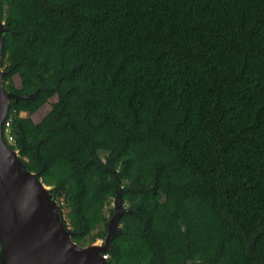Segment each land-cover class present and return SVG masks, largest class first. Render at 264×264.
<instances>
[{
  "label": "trees",
  "instance_id": "trees-1",
  "mask_svg": "<svg viewBox=\"0 0 264 264\" xmlns=\"http://www.w3.org/2000/svg\"><path fill=\"white\" fill-rule=\"evenodd\" d=\"M0 17L3 83L34 94L11 101L9 145L74 241L105 239L124 186L111 264H264V0H0Z\"/></svg>",
  "mask_w": 264,
  "mask_h": 264
},
{
  "label": "water",
  "instance_id": "water-1",
  "mask_svg": "<svg viewBox=\"0 0 264 264\" xmlns=\"http://www.w3.org/2000/svg\"><path fill=\"white\" fill-rule=\"evenodd\" d=\"M9 33L10 26L0 17V264H111L108 253L121 232V218L134 211L123 198L124 186L116 188L103 243L80 244L72 239L56 189L42 180L40 172L27 169L19 150L3 138L12 99L34 96L8 91L3 85V46Z\"/></svg>",
  "mask_w": 264,
  "mask_h": 264
},
{
  "label": "rangeland",
  "instance_id": "rangeland-1",
  "mask_svg": "<svg viewBox=\"0 0 264 264\" xmlns=\"http://www.w3.org/2000/svg\"><path fill=\"white\" fill-rule=\"evenodd\" d=\"M13 84L14 85H16V86H20V79H19V77L18 76H16L15 77V80H14V82H13ZM3 85H4V87H5V89L8 87H11L12 86V84H4L3 83ZM7 90V89H6ZM54 100H56V97L55 98H53L52 99V101H54ZM13 106H18V102H16ZM50 107H51V105L49 104V103H47L46 105H44V106H42L35 114H34V119L36 120V121H40L45 115H46V113L49 111V109H50ZM25 114V113H24ZM18 150V149H17ZM105 151H102V154L104 153ZM127 204V203H126ZM128 205V204H127ZM112 207H114V198H112L111 199V201H108L107 203H105L104 205H103V208H104V210L106 211V213L111 217V213H110V208H112ZM63 209V213H64V215H65V218H66V220L69 222V218H68V212H69V207H64V208H62ZM109 217V218H110ZM100 227H103V225H101ZM96 242H98V243H103V239H97V241ZM86 243H89V241L88 242H86Z\"/></svg>",
  "mask_w": 264,
  "mask_h": 264
},
{
  "label": "built area",
  "instance_id": "built-area-1",
  "mask_svg": "<svg viewBox=\"0 0 264 264\" xmlns=\"http://www.w3.org/2000/svg\"><path fill=\"white\" fill-rule=\"evenodd\" d=\"M19 111V114L24 115V111L21 109H18V107H13L11 112H8L4 123H3V138L7 142V144L16 145V137L13 129V115L17 114ZM10 113V114H9Z\"/></svg>",
  "mask_w": 264,
  "mask_h": 264
}]
</instances>
